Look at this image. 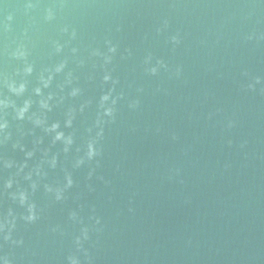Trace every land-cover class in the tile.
<instances>
[{"label":"water","instance_id":"1","mask_svg":"<svg viewBox=\"0 0 264 264\" xmlns=\"http://www.w3.org/2000/svg\"><path fill=\"white\" fill-rule=\"evenodd\" d=\"M56 40H70L63 53L54 54ZM109 40L117 47L107 65L119 80L113 95L123 96L104 127L100 166L93 160L75 169L77 147L112 86L102 81V57L91 56L107 53ZM23 48L27 62L16 55ZM13 82L25 91H9ZM75 88L82 91L73 96ZM0 101H8L0 104V214L24 211L18 187L42 209L35 223L18 220L22 245L0 241V255L14 264H68L73 253L88 264L74 243L84 225L91 264H264V0H0ZM57 132L73 135L69 152ZM65 170L74 185L55 201L44 184L64 183ZM72 211L83 224L69 218Z\"/></svg>","mask_w":264,"mask_h":264},{"label":"clouds","instance_id":"2","mask_svg":"<svg viewBox=\"0 0 264 264\" xmlns=\"http://www.w3.org/2000/svg\"><path fill=\"white\" fill-rule=\"evenodd\" d=\"M31 7V5H29ZM56 13L53 11L52 8H49L47 10V15L45 17L46 20L51 21L55 19ZM63 33H69V28L68 26H65L62 29ZM76 30L72 29L70 33V40L76 38ZM70 40L66 43H70ZM173 42H178L177 37H172ZM66 43H61L59 40L53 41V50L54 54H60L64 52V49L66 47ZM108 47L107 53L101 52L100 49H94L91 52V56L93 57H102L103 59V67L105 69L104 75L102 77V81L104 84H107L108 82H111V87L108 88L106 92H104L98 101V112L96 116V120L94 124L91 127L87 128L88 132V137L84 143L83 146L77 147V153H81L83 151V155H78L77 158L75 159V162L73 164V168L78 169L81 166L85 165L86 163H90L93 160H95L96 167L100 166V160L97 159V157H101L103 154V145L101 141L104 138V127L106 124L114 122L115 120V115H116V105L118 103V100L121 99L123 96V93L119 95H113L115 93V86L116 84L119 83L118 79H114L112 76V72L108 70L107 65L111 64L113 56L111 54H114L117 51V47L112 44V42L106 41ZM71 52L73 54H76L78 52V49L76 47L71 48ZM17 58L23 59L25 62L28 61V57L30 53L27 51L26 48H23V50L18 51L16 54ZM151 60V55L149 54L148 58L146 59L145 63H148ZM67 59L63 60L61 63L57 64L55 67V72H61L67 65ZM85 63L84 60H79V64L83 65ZM158 64H163V61H157ZM157 68L156 67H151V68H146V71H148L151 74H156L157 73ZM24 71L28 74H31L33 71V66L31 64L28 65L24 69ZM69 82H71V77L72 73L70 72L69 74ZM43 79V77H42ZM52 77L49 76L48 80L45 81V87L48 86V84L51 82ZM259 77L256 78L257 82H259ZM9 91L16 93L17 95L22 94L25 91L26 85L24 83H21L19 87L15 86V82L12 84L8 85ZM249 87H254V85H249ZM82 90L80 88H75L73 92L71 93L73 96L77 95L80 93ZM36 92L39 93L40 89L37 88ZM14 103V102H13ZM0 104H3L5 106L8 105V101H0ZM31 101H25L24 107L20 108L18 110V118L23 119L25 113L28 111V108L30 107ZM88 104H91V101H88ZM139 104V101L136 100L132 102L129 106L130 107H137ZM41 106L47 108L48 104L44 101H41ZM85 108V105H81L80 111L83 112ZM108 118V119H106ZM74 116L70 115V118L67 120V125L71 126L73 122ZM36 124H41L43 123L42 120L39 118L36 119L35 121ZM7 123L3 125V127H7ZM59 128V124H53L50 129H46L47 131H53L55 129ZM95 129V134L93 135ZM65 140V147L63 151L65 153L69 152V146H71L74 143L73 135H69L65 138V134L63 132H57L55 136V140ZM27 155L31 157L33 155L32 152H28ZM50 166L52 168L56 167L57 163V158L56 156H53L51 161L49 162ZM14 162L13 161H5L4 162V167L6 168H12ZM22 170V168H21ZM36 175L39 176H47L46 172H42L40 167L36 168ZM95 172V168H92L88 176L89 178L92 177L93 173ZM32 178V173H28L26 179L31 180ZM13 177H8L4 181V190L5 193L7 194V190L11 189L14 183ZM74 185V180H73V175L71 171L65 170V175H64V183L62 184H57L53 186L52 184H44V190L46 193H48L50 196L54 198L55 201H63L66 199V192L68 189L72 188ZM37 182L33 181L31 184V189L32 192L34 193L37 189ZM89 188L91 190V185H89ZM10 199L15 203L17 202V193L13 192L10 193ZM18 204L21 208H24V211L21 213H15L12 207H9L6 212L3 214H0V241L3 242V244H10L12 246H20L24 243L22 238H16L14 236L16 227H17V222L18 220L24 221L26 224H31L35 223L38 219H40V215L42 212V209H40L37 205V203L34 200H30L29 193L26 189H22L18 187ZM69 218L72 221L79 222L83 224V220L78 216V213L76 211H72L69 213ZM96 224L100 223L99 218L95 219ZM90 228L87 225H84L80 229V234L76 235L74 237V243L76 245V251L78 252H83L84 256L88 260V264H91V257L88 254V250L84 248V242L90 239ZM53 231H57L56 228L53 229ZM98 231V229H97ZM3 245L0 244V247ZM0 260L3 261V264H14L13 259L7 255H0ZM68 264H81V260L79 256L75 253L70 254L67 257Z\"/></svg>","mask_w":264,"mask_h":264}]
</instances>
